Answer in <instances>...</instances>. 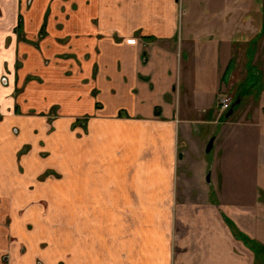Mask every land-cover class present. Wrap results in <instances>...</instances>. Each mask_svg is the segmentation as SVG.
<instances>
[{"label": "crops", "instance_id": "crops-1", "mask_svg": "<svg viewBox=\"0 0 264 264\" xmlns=\"http://www.w3.org/2000/svg\"><path fill=\"white\" fill-rule=\"evenodd\" d=\"M263 9L264 0H0V264H264ZM206 54L217 67L212 97L235 95V111L247 95L254 107L225 116L220 134L234 162L222 157V192L180 201L179 125L199 120L184 117L191 109H211L195 107L194 75L178 87V74ZM57 79L87 90L72 98L78 103L123 106L129 118L105 110L75 137L82 113L60 111L47 131L46 117L31 114L46 111ZM33 120L49 147L25 135ZM95 139L100 145L82 147ZM133 149L143 160L128 176ZM84 151L91 159L78 162ZM46 170L53 175L39 179Z\"/></svg>", "mask_w": 264, "mask_h": 264}, {"label": "rangeland", "instance_id": "rangeland-1", "mask_svg": "<svg viewBox=\"0 0 264 264\" xmlns=\"http://www.w3.org/2000/svg\"><path fill=\"white\" fill-rule=\"evenodd\" d=\"M186 9V6L182 8V10ZM187 11V9H186ZM255 10L248 16L255 15ZM261 11V10H260ZM187 17L186 14L180 16V25L182 23V20ZM259 18H264V9L262 10V14L258 15ZM205 57H201V61L199 60L198 63L195 64V66H190L187 64L183 65L182 71L178 74V87H180V84L183 85V82L186 83V77L188 75V71L191 72L194 75V80L192 79L190 82L191 85L189 89H191L193 95H194V104L195 107H210V112H205L198 114L194 110H190L189 113H185L184 117L186 119H199L198 121H189V122H181L179 125L178 131H177V142H178V149L175 151L173 155V164L175 165L174 169V184H175V193L180 197V201H186L188 197L191 198H197L198 195H207L211 193L212 195H217L218 192H222L221 187L217 186V182L215 180L216 178H220V163L223 160L222 157L225 155V163L231 164L234 162V152L230 149L234 145L227 143L224 141L223 137H221L220 131L224 130L223 124L225 120L228 118L235 119L237 116L243 115L245 111H248L249 107H254L251 102V100L246 96H244L242 104L237 106L234 113L231 117L226 118L225 115L227 112H221L220 110V101L225 96H230L232 98V104H234L235 95L229 93H220L217 98H213L212 94L214 91V87L218 85L217 77L214 75V70L217 69L215 65L214 68L209 64L211 63L209 54L204 55ZM204 59V60H203ZM245 59V57H243ZM216 61V59H215ZM264 63V58H263ZM214 64V62H213ZM190 69V70H188ZM212 70V72L210 71ZM216 74V73H215ZM221 74L223 72L221 71ZM236 74V72H234ZM240 74H236V78L233 79V82L236 83V85H240ZM253 76L250 73V76L248 78L249 82L252 80ZM262 80V79H261ZM263 81V80H262ZM69 82V81H68ZM68 82H65V80H55L54 84H52L49 89H46V111L45 112H37L34 111L31 115H41L46 117V129L47 131H53L55 128L54 121L59 116L60 111L63 113L68 114H77L80 116L77 117L73 123L71 132L74 134L75 137H81L82 132L87 133V124L90 122L91 118L96 117L98 113L100 112H109V114L115 118H124L128 119L129 115L127 113V110L123 108V106H120V108L113 111L114 107L117 106L115 104H112L111 106L102 105L100 102H95L94 106L90 103L89 99L86 97H82V101L80 103L77 102V100H74V96L76 94L80 95V93H85L87 90L82 89L81 87H74L67 85ZM189 82V83H190ZM245 86L242 88L243 91L250 93V91H253L252 86H247V83L244 84ZM252 87V88H251ZM186 88V87H185ZM181 90L178 88V93ZM236 90H233L232 93H235ZM96 91L94 90L92 92V95H95ZM180 94V100L181 104H184L183 102V96H185V89L184 86L182 87V92ZM178 94V95H179ZM96 96V95H95ZM251 96V95H250ZM213 98V100H212ZM70 100V103L69 101ZM122 100V99H121ZM212 100V101H211ZM50 101H52L51 104H48ZM68 102V103H66ZM74 103V104H73ZM255 103V102H254ZM48 104V105H47ZM45 106V105H44ZM43 107V106H41ZM195 108V109H196ZM197 110V109H196ZM199 112V111H198ZM37 118V117H36ZM231 119V120H232ZM22 120V119H21ZM33 126L30 128L25 135L28 136L29 140H33V142L38 145L39 147H49L50 142L48 140V133L47 131L42 130V128L38 125L37 120H33ZM239 122V120H238ZM24 124L22 121L19 122V135L21 137L24 135V132L22 131V127ZM239 124V123H237ZM81 128V130H79ZM100 127H97V132ZM107 127H105V130ZM114 129H124V127H117L115 126ZM103 130V129H102ZM137 133V131H132V135ZM219 135L216 137L215 136ZM134 137V136H132ZM214 138V144L212 149L207 152V146L211 139ZM62 144L65 146H70V148H74L76 150L75 146L71 143V140L67 136H62L61 138ZM138 139V138H137ZM96 140H94L93 144H87L83 143L82 147H95L100 145L99 144L93 146L96 143ZM52 142L55 144L53 145L54 148L60 147L59 140H52ZM71 143V144H70ZM134 151L130 152L128 164L130 163V167H127L124 170L125 175L130 176L131 170H133L134 167H138L139 161L143 160L142 153H137L138 150L133 149ZM30 151L29 145H24L23 148L20 150V156L27 154ZM179 154H182V158H179ZM46 165L49 164V160H46L47 157L44 153L41 154ZM101 155V154H100ZM127 155V154H126ZM164 154H162L163 156ZM78 162L82 161L81 163L88 161L91 159V156L89 152L84 151L83 153L78 154ZM77 156V157H78ZM165 157V156H164ZM102 158V156H101ZM145 159V158H144ZM227 167V166H226ZM229 171L230 169L227 168ZM46 174V173H45ZM210 176V182H207L206 178L207 176ZM226 176V172H225ZM229 186V185H228ZM234 184H231V187H227V192H233ZM91 204V202H89ZM96 206L101 204H107V201H100V202H94ZM73 208V207H71ZM69 228V227H68ZM71 235L73 236L74 233L72 231H69Z\"/></svg>", "mask_w": 264, "mask_h": 264}, {"label": "water", "instance_id": "water-1", "mask_svg": "<svg viewBox=\"0 0 264 264\" xmlns=\"http://www.w3.org/2000/svg\"><path fill=\"white\" fill-rule=\"evenodd\" d=\"M240 103V100L238 99V100H236V102L232 105V107L228 110V112L226 113V117H230L232 114H233V112H234V107L236 106V105H238ZM213 143H214V138L213 139H211L210 140V142H209V144H208V146H207V152H209L211 149H212V147H213ZM179 158H182V154H179ZM206 180H207V182H210V176L208 175L207 176V178H206Z\"/></svg>", "mask_w": 264, "mask_h": 264}, {"label": "built area", "instance_id": "built-area-1", "mask_svg": "<svg viewBox=\"0 0 264 264\" xmlns=\"http://www.w3.org/2000/svg\"><path fill=\"white\" fill-rule=\"evenodd\" d=\"M232 98L230 96H225L220 101V110L221 112H226L232 107Z\"/></svg>", "mask_w": 264, "mask_h": 264}, {"label": "flooded vegetation", "instance_id": "flooded-vegetation-1", "mask_svg": "<svg viewBox=\"0 0 264 264\" xmlns=\"http://www.w3.org/2000/svg\"><path fill=\"white\" fill-rule=\"evenodd\" d=\"M50 175H53L52 171L51 170H46L42 175H40L39 179H46V177H48Z\"/></svg>", "mask_w": 264, "mask_h": 264}, {"label": "trees", "instance_id": "trees-1", "mask_svg": "<svg viewBox=\"0 0 264 264\" xmlns=\"http://www.w3.org/2000/svg\"><path fill=\"white\" fill-rule=\"evenodd\" d=\"M226 112H228V110L226 111ZM225 113V112H224ZM226 116V115H225Z\"/></svg>", "mask_w": 264, "mask_h": 264}]
</instances>
